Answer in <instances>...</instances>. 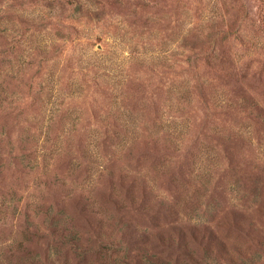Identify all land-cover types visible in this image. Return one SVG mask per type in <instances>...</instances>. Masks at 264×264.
<instances>
[{
    "label": "rangeland",
    "instance_id": "374dc122",
    "mask_svg": "<svg viewBox=\"0 0 264 264\" xmlns=\"http://www.w3.org/2000/svg\"><path fill=\"white\" fill-rule=\"evenodd\" d=\"M0 264H264V0H0Z\"/></svg>",
    "mask_w": 264,
    "mask_h": 264
}]
</instances>
